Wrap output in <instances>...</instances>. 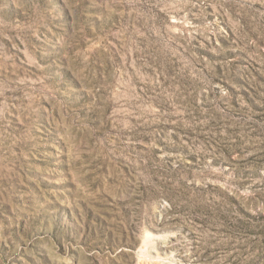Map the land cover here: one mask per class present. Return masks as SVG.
Wrapping results in <instances>:
<instances>
[{"label": "rangeland", "instance_id": "374dc122", "mask_svg": "<svg viewBox=\"0 0 264 264\" xmlns=\"http://www.w3.org/2000/svg\"><path fill=\"white\" fill-rule=\"evenodd\" d=\"M0 264H264V0H0Z\"/></svg>", "mask_w": 264, "mask_h": 264}, {"label": "trees", "instance_id": "16d2710c", "mask_svg": "<svg viewBox=\"0 0 264 264\" xmlns=\"http://www.w3.org/2000/svg\"><path fill=\"white\" fill-rule=\"evenodd\" d=\"M207 188L213 189L214 191L217 192L218 195H221L224 200L227 201L228 205H229V209L232 210H239L240 212H242L244 215H246L248 217L247 220L244 219H240L238 222H231L230 226H231V230L234 232L235 230H245V232L247 233V235L253 234L255 232V230L253 229V225L257 224L259 225L260 223V218L263 217L260 213L255 212V213H248L247 211H244V209H242V207H240V201L241 199H246L241 195H238V191H236L235 189L232 190L228 187H220L217 185H212V184H207L206 185ZM253 208V207H251ZM246 235V236H247Z\"/></svg>", "mask_w": 264, "mask_h": 264}]
</instances>
